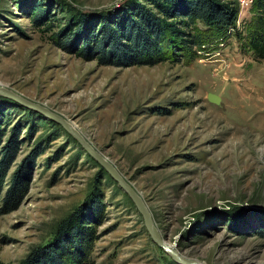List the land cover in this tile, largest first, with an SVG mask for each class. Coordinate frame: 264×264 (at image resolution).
I'll list each match as a JSON object with an SVG mask.
<instances>
[{
  "label": "rangeland",
  "instance_id": "rangeland-1",
  "mask_svg": "<svg viewBox=\"0 0 264 264\" xmlns=\"http://www.w3.org/2000/svg\"><path fill=\"white\" fill-rule=\"evenodd\" d=\"M126 1L0 0V84L69 121L140 194L179 255L264 264V59L244 47L254 0L248 8L236 0L234 25L189 63L100 65L58 47L57 32L78 13ZM38 7L44 24L33 23ZM0 117L2 142L17 129L5 181L24 160L31 172L21 204L0 215V260L17 264L50 243L62 220L97 198L105 210L89 264H180L59 124L1 94Z\"/></svg>",
  "mask_w": 264,
  "mask_h": 264
},
{
  "label": "trees",
  "instance_id": "trees-1",
  "mask_svg": "<svg viewBox=\"0 0 264 264\" xmlns=\"http://www.w3.org/2000/svg\"><path fill=\"white\" fill-rule=\"evenodd\" d=\"M253 4L255 14L244 47L262 60L264 0ZM35 10L33 23L44 24L46 14L40 7ZM237 13L236 0H127L112 12L78 13L70 26L57 32L56 42L66 52L86 61L96 59L100 65L130 67L184 58L189 63L199 50L227 33ZM1 124L0 117V215L18 208L31 181L26 160L14 170L10 182L5 181L17 154V129H11L2 142ZM104 210L97 198L77 207L60 222L50 243L35 246L17 264H89ZM0 264L13 263L0 260Z\"/></svg>",
  "mask_w": 264,
  "mask_h": 264
},
{
  "label": "water",
  "instance_id": "water-1",
  "mask_svg": "<svg viewBox=\"0 0 264 264\" xmlns=\"http://www.w3.org/2000/svg\"><path fill=\"white\" fill-rule=\"evenodd\" d=\"M0 94L14 100L25 108L35 110L49 120L59 124L68 134H70L74 138L76 142L80 144L85 153L92 157L94 161L107 172V174L117 183V186L125 194L128 195V197L142 216L151 239L157 245H159L166 253H168L175 261L180 264H200L194 259H186L183 256L179 255L174 248L170 247L166 242L162 240L156 226L154 225L150 211L146 207L140 194L124 179V177L118 172L114 165L104 155L96 150L69 121H67L57 113L50 111L48 108L36 102H32L24 97H21L20 95L7 89L1 84ZM207 99L213 103H218L220 100L219 97L214 93H208Z\"/></svg>",
  "mask_w": 264,
  "mask_h": 264
},
{
  "label": "built area",
  "instance_id": "built-area-1",
  "mask_svg": "<svg viewBox=\"0 0 264 264\" xmlns=\"http://www.w3.org/2000/svg\"><path fill=\"white\" fill-rule=\"evenodd\" d=\"M241 8H248L252 5L253 0H238Z\"/></svg>",
  "mask_w": 264,
  "mask_h": 264
},
{
  "label": "bare ground",
  "instance_id": "bare-ground-1",
  "mask_svg": "<svg viewBox=\"0 0 264 264\" xmlns=\"http://www.w3.org/2000/svg\"><path fill=\"white\" fill-rule=\"evenodd\" d=\"M158 230V229H157ZM158 233L160 234V232H159V230H158ZM161 235V234H160ZM170 247H172V248H174V246H173V244L172 243H170V244H168Z\"/></svg>",
  "mask_w": 264,
  "mask_h": 264
}]
</instances>
